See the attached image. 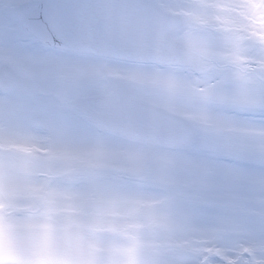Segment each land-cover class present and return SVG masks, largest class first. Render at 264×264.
I'll list each match as a JSON object with an SVG mask.
<instances>
[{"label":"snow or ice","instance_id":"1","mask_svg":"<svg viewBox=\"0 0 264 264\" xmlns=\"http://www.w3.org/2000/svg\"><path fill=\"white\" fill-rule=\"evenodd\" d=\"M0 264H264V0H0Z\"/></svg>","mask_w":264,"mask_h":264}]
</instances>
